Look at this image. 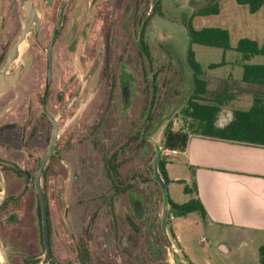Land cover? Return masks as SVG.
Here are the masks:
<instances>
[{
	"label": "rangeland",
	"instance_id": "obj_1",
	"mask_svg": "<svg viewBox=\"0 0 264 264\" xmlns=\"http://www.w3.org/2000/svg\"><path fill=\"white\" fill-rule=\"evenodd\" d=\"M86 1L89 8H87V20L94 24L89 30L87 40L83 39L81 31L75 35L76 49L71 53V75L73 78L76 77L77 82L83 80L92 68V65L85 61L83 53L90 51L89 56L94 64L99 54L104 51L103 62L96 70L86 93L97 90L98 98L88 104L86 112L95 108L101 99L103 100V107H107L104 113V128L106 131L110 129L108 136L104 135L103 145L109 148L111 146L114 150L117 146L125 144L121 150L123 148L126 150L119 157L120 179L123 181L122 184L129 182L132 185L133 199L141 202L148 216L145 219H139L130 214L132 205L128 194L114 196L115 205L114 210L111 211L106 204H100L97 199L100 195H95V188L87 194L79 192L78 188H81L88 180L86 177L96 176L102 169V159L99 153L96 154L95 148H92L93 143H89L87 164L92 167V170L86 169L82 180L76 181L62 176L56 178L53 183H48L47 179L44 181L45 188L47 192L49 191L55 236L60 237V240L68 241L66 245L70 248L67 249L73 251L70 230L67 226V224L72 226L69 218L74 219L72 223L76 222L78 226L85 224L87 219L89 233L93 236L105 237L101 248L105 259L104 264H127V256L131 254L134 255V264H261L257 249L246 241L230 242L228 251L220 250L215 237L221 229L202 221L198 225L194 224L182 229V242L177 243L179 248L182 246V250L170 255L169 245L177 235L172 229L175 216L172 218L173 215L170 214L167 221H164L163 213L166 207L161 188L154 178V162L159 145L164 143L166 126L171 124L172 128L181 130L188 129L190 125V120L184 116L183 109L193 92L194 72L187 58L191 44L185 22L191 20L196 28L205 26L227 28L231 33L232 47H235L242 37L264 41L262 29L256 23V15L249 11L248 5L238 4L236 0H221L220 13L208 16H198L195 13L199 8L206 6L210 0H142L136 11L140 12L141 20L145 18L148 22L144 34L150 48L151 62H149L138 52L137 43L141 31V22L138 23V17L129 32L120 30L114 34H106L100 30L101 26L103 27L101 20L104 17V10L95 7L104 3L99 0L96 4L92 2L89 7L91 0ZM115 13L122 15L121 11L115 10ZM77 20L80 22L81 30L80 13ZM105 42L111 43L106 49L102 47ZM60 46L62 52L63 44ZM26 47L24 45L23 49ZM192 48L204 70L203 77L211 83L206 99L213 101L212 99L220 97L219 100L223 103H229L234 108L240 107L237 98L231 101L228 93H222L219 87H224V84L218 83L217 80L225 81L226 78L231 77L232 80L227 87H233V91L236 90L241 85L239 82L243 74L242 64L244 62L264 63V56L256 55L244 60L243 55L233 48L224 50L201 44H192ZM220 62L225 63L216 68H209L210 64ZM122 65H127L128 71L134 75L135 96L128 109H124L116 82L110 96L108 92L107 76L109 79L110 76L116 77ZM102 79L104 83L99 84ZM245 85L254 86V84ZM255 86L261 87L257 88V93L264 90L260 85ZM60 88L62 87L56 86L57 91ZM82 98L80 102H85L86 100ZM249 105L250 103L246 101L242 108H248ZM87 118L89 123H94L90 121V115ZM133 135H135L134 138ZM131 138H133L132 141ZM91 150H94L93 155L90 154ZM165 157L173 164L179 163L174 156ZM72 164L71 166L77 167L80 165ZM85 165L82 163L83 168ZM176 167L178 165L174 166ZM107 186L108 183L105 181L103 187ZM170 190L172 197L178 201H186L190 198L184 193L181 183H175ZM108 194H110L109 191ZM59 195L62 196L63 203H60ZM28 204L29 209L35 206L34 194L30 195ZM128 213L133 219L131 224L125 217ZM31 218L32 214L29 219ZM195 218L200 220L198 212L191 213L187 217L188 220ZM38 233L40 234V231ZM73 233L81 235V229L75 226ZM122 238L125 244L122 243ZM202 238H205V241H201ZM95 248L93 244V249ZM67 249L57 247L61 255L66 254ZM12 250V247L6 248L1 244L2 260L8 264H19V257L12 259L7 257Z\"/></svg>",
	"mask_w": 264,
	"mask_h": 264
},
{
	"label": "flooded vegetation",
	"instance_id": "obj_2",
	"mask_svg": "<svg viewBox=\"0 0 264 264\" xmlns=\"http://www.w3.org/2000/svg\"><path fill=\"white\" fill-rule=\"evenodd\" d=\"M92 2L96 4L99 0H91L89 7ZM141 2L102 0L104 5L93 6L104 10L101 20L103 27L100 30L106 34L120 30L129 32L138 17V23L141 22L138 52L151 62L150 48L144 34L148 22L145 18L141 20L140 12L136 11ZM87 8L86 0H0V247L1 244L6 248L12 247L7 257H19V264H104L101 248L105 237L91 235L87 219L85 224L78 226L76 222V225L73 224L74 219L69 218L72 226H67L73 251L67 249L70 248L66 245L68 241L55 236L49 191L44 183L46 179L48 183H53L62 176L82 180L86 169L92 170L87 164L89 143H93L92 148H95L97 155L99 153L102 169L96 176L86 177L88 180L78 188L79 192L87 194L95 188V195H100L97 198L100 204H106L111 211L114 210V196L128 194L132 205L130 214L139 219L148 216L141 202L133 199L132 185L129 182L122 184L120 179L119 157L126 150H121L125 144L114 150L111 146L103 145L104 135L108 136L110 129L106 131L104 128L107 107H103L101 97L98 105L86 112L88 104L98 98L97 90L86 93L96 70L103 62L104 51L94 64L89 56L90 51L83 53L85 61L92 65L83 80L77 82L76 77L71 75V53L76 49L75 35L81 31L83 39L87 40L94 24L87 20ZM115 10L121 11L122 15L115 13ZM79 13L82 19L81 30L77 20ZM27 27L24 41L11 57L15 42ZM109 44L105 42L102 47L106 49ZM24 45L27 47L23 49ZM126 66L122 65L116 77L110 76L109 79L107 76L109 96L116 82L124 109L130 108L135 96L134 75ZM100 81L99 84L104 83L103 79ZM56 86L62 88L57 91ZM81 98L87 102H80ZM88 115L94 123L88 122ZM159 147L164 149L163 145ZM93 153L94 150H91L90 154ZM72 163L80 165L71 166ZM82 163L86 164L84 168ZM38 178L46 197L48 247L37 190ZM105 181L108 183L106 188L103 187ZM31 194L35 196V206L29 209ZM62 200L59 195L60 203H63ZM130 214L125 216L129 224L133 221ZM74 225L81 229V235L73 233ZM122 243L125 244L124 238ZM57 247L67 249V253L61 255ZM133 256H127V264H134ZM0 261L8 264L2 260L1 252Z\"/></svg>",
	"mask_w": 264,
	"mask_h": 264
},
{
	"label": "crops",
	"instance_id": "obj_3",
	"mask_svg": "<svg viewBox=\"0 0 264 264\" xmlns=\"http://www.w3.org/2000/svg\"><path fill=\"white\" fill-rule=\"evenodd\" d=\"M254 14L257 26L264 34V5ZM231 80L228 77L225 81L219 79L217 82L224 84V87L219 88L222 93H228L231 101L235 98L239 100L240 107H231L229 103L219 100L220 97L212 99L221 108L216 120L218 127L228 125L233 120L236 109H250L256 98L264 101V90L257 93V88L261 87L255 84L245 85L250 83L243 82L241 78V85L233 91V87H227ZM210 84L208 81V90ZM246 101L250 103L249 107L242 108ZM180 150L181 153L174 156L179 163L173 164L167 159L170 197L175 202L184 203L196 196V186L197 195L208 215L206 222L201 215L200 220H188L191 213L184 217L175 216L172 229L174 234L180 236V244L182 229L198 225L202 221L221 229L215 237L220 250L228 251L230 242L239 240L253 244L259 253V248L264 245V145L190 133L186 148ZM175 165L178 167L174 168ZM175 183L183 184V191L185 185L193 190L188 193L184 191L190 196L188 200L178 201L172 197L170 188ZM180 248L182 250V246Z\"/></svg>",
	"mask_w": 264,
	"mask_h": 264
},
{
	"label": "trees",
	"instance_id": "obj_4",
	"mask_svg": "<svg viewBox=\"0 0 264 264\" xmlns=\"http://www.w3.org/2000/svg\"><path fill=\"white\" fill-rule=\"evenodd\" d=\"M220 1L210 0L209 3L196 11L198 16H208L220 13ZM238 4L248 5L251 13L257 12L263 5L264 0H236ZM191 46L188 49V63L194 72L193 92L188 99L187 105L183 109L184 116L190 120L187 131L174 130L169 124L164 131L163 148L185 149L190 133L203 136L215 137L220 139L239 141L245 143L264 145V101L256 98L253 106L248 109H236L233 120L224 127H218L216 120L220 112V105L216 102L208 101L205 97L208 90V81L203 77L204 70L196 59V52L192 44H201L224 50L235 49L241 53L244 60L256 55L264 56V43H260L250 37H242L238 40L235 47L231 44V33L229 29L217 26H205L196 28L191 20L186 22ZM225 62L212 63L209 68H216ZM242 81L245 83L264 86V63L242 64ZM167 158L161 156L159 160V170L163 179L169 184L170 179L167 172ZM159 185V183L156 181ZM160 186V185H159ZM161 188V186H160ZM186 193L192 192L187 185L184 186ZM196 196L184 203H178L169 199V214L177 217H184L190 213L198 212L203 220L208 219L207 211L198 197L197 187L195 186ZM162 193V189H161ZM163 197V195H162ZM260 263L264 264V245L259 248Z\"/></svg>",
	"mask_w": 264,
	"mask_h": 264
},
{
	"label": "water",
	"instance_id": "obj_5",
	"mask_svg": "<svg viewBox=\"0 0 264 264\" xmlns=\"http://www.w3.org/2000/svg\"><path fill=\"white\" fill-rule=\"evenodd\" d=\"M27 32H28V27L25 28V30L23 31L20 38L15 42L13 49H12V52H11V57H13L15 55V53L17 52L18 47L24 41ZM53 144H54V140L52 143V147H53ZM161 155H162V150L160 147H158L157 156H156V159L154 162V178L159 183V185L161 186V189H162L163 201H164V204L166 207L165 211L163 213V219H164V221H167L170 194H169L168 183L163 179L161 172L159 170V160L161 158ZM44 162H45V160L41 163V167L44 165ZM37 190H38V194L40 197V204H41V208H42V217H43V223H44L45 239H46V245L48 247L49 244H48V219H47V210H46V197H45L44 192L41 189L40 178L37 179ZM48 251H49V248H48ZM0 264H5V263L0 261Z\"/></svg>",
	"mask_w": 264,
	"mask_h": 264
},
{
	"label": "built area",
	"instance_id": "obj_6",
	"mask_svg": "<svg viewBox=\"0 0 264 264\" xmlns=\"http://www.w3.org/2000/svg\"><path fill=\"white\" fill-rule=\"evenodd\" d=\"M180 153H181V150L179 148H164L162 150V154L167 156V157L175 156V155H178ZM172 218H174V215L172 216ZM201 241H205V238H202ZM177 243L178 244L180 243V236H178V235L175 236V240L171 241V243L169 245L168 251H169L170 255L173 253H178L181 251V249L177 246Z\"/></svg>",
	"mask_w": 264,
	"mask_h": 264
}]
</instances>
